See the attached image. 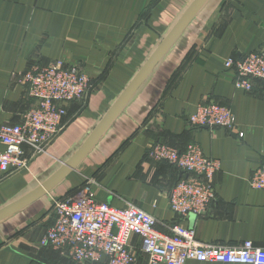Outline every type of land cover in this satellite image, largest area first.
<instances>
[{"label":"crops","instance_id":"0c3cea01","mask_svg":"<svg viewBox=\"0 0 264 264\" xmlns=\"http://www.w3.org/2000/svg\"><path fill=\"white\" fill-rule=\"evenodd\" d=\"M254 51H264V0H0V126L21 123L34 106L20 83L31 68L77 65L92 84L85 98L67 104L65 126L46 153L33 155L26 147L25 169L0 171V264H108L75 262L41 245L53 203L86 181L96 202L135 205L162 234L179 225L193 229L201 243L251 241L264 248V190L250 186L264 157V83L238 90L224 67L227 59ZM202 103L228 107L237 130L190 126L188 117ZM154 143L198 145L219 161L206 213L182 219L170 210L180 177L169 162L148 156ZM72 160L67 174L46 189ZM129 245L137 264H147L139 237Z\"/></svg>","mask_w":264,"mask_h":264},{"label":"built area","instance_id":"2783aa9c","mask_svg":"<svg viewBox=\"0 0 264 264\" xmlns=\"http://www.w3.org/2000/svg\"><path fill=\"white\" fill-rule=\"evenodd\" d=\"M224 67L232 74L238 90L251 92L256 81L264 83V51L227 59ZM34 106L17 125L0 126V171L8 173L27 167L29 147L33 155L46 153L65 126L66 106L86 97L91 79L77 66L51 63L31 68L20 76ZM196 129L223 128L237 130L232 111L215 103L198 105L188 117ZM148 156L169 162L178 172L179 180L169 197V208L180 218L206 213L215 199L214 179L220 170L218 160L203 154L198 145L176 149L162 143L147 148ZM250 186L264 190V157L250 177ZM53 223L41 245L59 251L75 262L137 264L129 240L139 237L147 264H185L187 261L264 264V248L245 241L238 247H222L201 243L193 229L174 225L170 234L156 230L155 219L135 205L117 209L94 200L91 186L84 185L52 206Z\"/></svg>","mask_w":264,"mask_h":264},{"label":"water","instance_id":"95a60500","mask_svg":"<svg viewBox=\"0 0 264 264\" xmlns=\"http://www.w3.org/2000/svg\"><path fill=\"white\" fill-rule=\"evenodd\" d=\"M183 24V23H182ZM182 24L180 25V26H178V29L182 26ZM159 55V53L157 54V55H155L153 58H152V60H150V64H149V66L150 65H152V62H153V60H155L156 59V57ZM148 69L149 68H147V69H145L141 74H140V76L136 79V81H134L133 83H132V85L126 90V92L124 93V96H123V99H122V101H124L130 94H131V92L133 91V89L136 87V85L140 82V80L143 78V76L146 74V72H148ZM95 140V139H94ZM94 140L92 141V142H94ZM89 147H90V145L89 146H87L85 149H84V151L82 152V154L78 157V159L79 158H81L82 157V155H84L85 153H86V151L89 149ZM76 160V159H75ZM75 160H72V161H70V162H67V163H63V164H61L62 165V168H63V170H62V173L58 176V178L57 179H55V180H53L52 182H50L48 185H46L45 187H46V189L48 188V189H50L52 186H54L60 179H62L66 174H67V172L73 167V164H74V161ZM42 193H39V194H37V195H32V196H30V197H26V198H23L22 200H20V201H18V202H16V203H14V205H25V204H27V203H29L30 201H32V200H34V199H36L39 195H41Z\"/></svg>","mask_w":264,"mask_h":264},{"label":"rangeland","instance_id":"374dc122","mask_svg":"<svg viewBox=\"0 0 264 264\" xmlns=\"http://www.w3.org/2000/svg\"><path fill=\"white\" fill-rule=\"evenodd\" d=\"M87 184L89 185V183L86 181V183H85L84 185H87ZM84 185H83V186H84ZM89 186H90V185H89Z\"/></svg>","mask_w":264,"mask_h":264}]
</instances>
